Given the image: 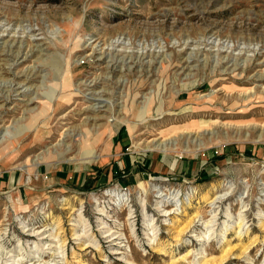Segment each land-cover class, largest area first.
<instances>
[{
    "label": "rangeland",
    "instance_id": "obj_1",
    "mask_svg": "<svg viewBox=\"0 0 264 264\" xmlns=\"http://www.w3.org/2000/svg\"><path fill=\"white\" fill-rule=\"evenodd\" d=\"M263 75L264 0H0V264H264Z\"/></svg>",
    "mask_w": 264,
    "mask_h": 264
},
{
    "label": "bare ground",
    "instance_id": "obj_2",
    "mask_svg": "<svg viewBox=\"0 0 264 264\" xmlns=\"http://www.w3.org/2000/svg\"><path fill=\"white\" fill-rule=\"evenodd\" d=\"M201 4V3H200ZM122 39H124V37L122 38V37H120L117 41H115L114 43L115 44H117V45H119V44H123L124 43V40H122ZM113 46V45H112ZM116 47V46H115ZM198 50V49H197ZM143 52V51H142ZM159 53H160V51H159ZM193 59V58H192ZM187 63V62H186ZM186 63H184L181 67H184L185 66V64ZM188 66V65H187ZM186 68V67H185ZM183 70V69H182ZM190 70V69H189ZM31 77V76H30ZM29 77V75H27V80H29V79H31ZM261 77V79H264V75L263 76H260ZM21 86V85H20ZM96 86V85H95ZM253 92V91H252ZM234 93V92H233ZM236 93V92H235ZM238 93V92H237ZM241 93V92H240ZM247 94V93H246ZM98 95V94H97ZM239 95V94H238ZM248 96H249V94H247ZM98 96H100V94L98 95ZM241 96V95H240ZM250 96H252V95H250ZM254 96L255 95H253V98H254ZM212 97V96H211ZM217 97V96H216ZM244 97V96H243ZM247 98V97H246ZM256 98V97H255ZM210 99V98H209ZM257 99V98H256ZM97 101H98V103L99 104H102L100 107H102L103 106V104L104 103H106V100L105 99H103V97L101 98V96H100V98H98V99H96ZM246 100V99H245ZM249 100V99H248ZM248 100H246V101H248ZM252 100V99H251ZM203 101H204V99H203ZM244 101V100H243ZM252 102V101H251ZM108 103V102H107ZM245 103V102H244ZM109 104V103H108ZM258 104V103H257ZM106 105V104H105ZM110 105V104H109ZM239 105H241V104H239ZM248 105V104H247ZM252 105V104H251ZM237 106V105H236ZM242 107V106H241ZM250 107V106H249ZM253 107V106H252ZM237 109V108H236ZM92 110H94L93 108H92ZM235 110V109H234ZM94 118V117H93ZM101 118V117H100ZM119 121V120H118ZM195 123V122H194ZM120 124V122H117V125H119ZM213 125H215V124H213ZM255 125V124H254ZM257 125V124H256ZM205 126V125H204ZM211 126H212V124H211ZM195 127H196V125H195ZM203 128H205V127H203ZM255 128V127H254ZM253 128V129H254ZM194 129V128H193ZM199 129V128H198ZM188 131V130H187ZM191 131V130H190ZM186 132V131H185ZM202 132V131H201ZM204 132V131H203ZM150 133V132H149ZM173 133V132H172ZM192 133V132H191ZM205 133V132H204ZM49 135H50V133H49ZM69 135V134H68ZM72 135V134H71ZM39 136V135H38ZM40 137V136H39ZM187 137V136H186ZM189 137V136H188ZM38 138V137H37ZM172 138V137H171ZM180 138V137H179ZM191 138V137H190ZM195 138H197V136H195ZM166 139V138H165ZM168 139H169V137H168ZM40 140V139H39ZM38 141V140H37ZM165 142V141H164ZM169 143V142H168ZM168 143H166V144H168ZM173 146V145H172ZM167 147V146H166ZM69 148V147H68ZM154 148H156V149H161V151H165V148H164V143H162V144H159V145H156V146H154ZM173 148V147H172ZM8 149V148H7ZM6 150V149H5ZM169 150V149H168ZM167 150V151H168ZM71 161V160H70ZM26 166V165H25ZM28 166V165H27ZM88 167V166H87ZM142 185V184H141ZM141 187H143V186H141ZM143 189L145 190V188L143 187ZM209 197V198H208ZM205 199H207V200H209L210 201V203H215L216 202V200L218 199V198H220V197H216V198H213V197H211L210 196V193H208L207 195H205V197H204ZM192 203H191V199H190V203L188 204L189 206L191 205ZM166 217V216H165ZM193 219V218H192ZM194 219H196V218H194ZM193 223V222H192ZM194 224V223H193ZM209 225V224H208ZM211 225V224H210ZM262 227H264V223L262 222V225H261ZM194 228V227H193ZM226 230L228 231L229 230V228L227 227L226 228ZM179 233V232H178ZM177 233V234H178ZM180 233H182V232H180ZM109 235V234H108ZM206 235V234H205ZM103 236V235H102ZM111 236V235H110ZM108 237V236H107ZM57 238H59V237H57ZM79 238V237H78ZM81 238V237H80ZM115 241V240H114ZM59 247V246H58ZM244 248V247H243ZM231 251V249H228L227 251ZM233 250V249H232ZM227 251H224V253H223V255H222V257L220 258V259H215V260H213V261H210V259H203L202 261H200V263L199 264H225V262L228 260V256H229V254H227ZM244 251V250H243ZM55 253V252H54ZM188 255V254H187ZM237 255V254H236ZM185 256H183L182 258H179L178 260H175L174 261V263L173 264H179V262L181 261V260H183L184 261V259H187V258H184ZM187 257V256H186ZM239 257V256H238ZM244 257H245V255H244ZM253 261V260H252Z\"/></svg>",
    "mask_w": 264,
    "mask_h": 264
}]
</instances>
